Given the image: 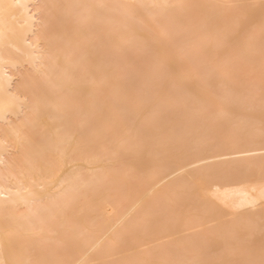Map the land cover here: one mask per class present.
Wrapping results in <instances>:
<instances>
[{"label": "bare ground", "instance_id": "6f19581e", "mask_svg": "<svg viewBox=\"0 0 264 264\" xmlns=\"http://www.w3.org/2000/svg\"><path fill=\"white\" fill-rule=\"evenodd\" d=\"M0 264H264V0H0Z\"/></svg>", "mask_w": 264, "mask_h": 264}, {"label": "rangeland", "instance_id": "374dc122", "mask_svg": "<svg viewBox=\"0 0 264 264\" xmlns=\"http://www.w3.org/2000/svg\"><path fill=\"white\" fill-rule=\"evenodd\" d=\"M177 105V108L176 110L180 109V108H183L182 110H184L186 107H188L189 105H185L186 103H180L179 101H176L175 103ZM180 104V105H179ZM187 110V109H186Z\"/></svg>", "mask_w": 264, "mask_h": 264}]
</instances>
